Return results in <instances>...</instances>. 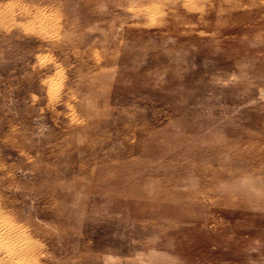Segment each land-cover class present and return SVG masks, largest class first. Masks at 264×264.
Returning <instances> with one entry per match:
<instances>
[{
    "label": "rangeland",
    "instance_id": "rangeland-1",
    "mask_svg": "<svg viewBox=\"0 0 264 264\" xmlns=\"http://www.w3.org/2000/svg\"><path fill=\"white\" fill-rule=\"evenodd\" d=\"M0 231V264H264V0H0Z\"/></svg>",
    "mask_w": 264,
    "mask_h": 264
},
{
    "label": "bare ground",
    "instance_id": "bare-ground-1",
    "mask_svg": "<svg viewBox=\"0 0 264 264\" xmlns=\"http://www.w3.org/2000/svg\"><path fill=\"white\" fill-rule=\"evenodd\" d=\"M134 180V179H133ZM10 225V224H9ZM5 228V232H6V238H8L9 240H10V242L11 243H18V242H15L14 240H17L20 236L19 235H17V234H15L14 235V237H13V231L10 229V228H7V227H4ZM1 232V231H0ZM23 235V234H22ZM4 236V235H3ZM8 242V241H7ZM22 243V242H21ZM24 245V244H23ZM25 246V245H24ZM21 247V246H20ZM19 247V248H20ZM30 247V246H29ZM17 248V247H16ZM22 249V248H21ZM25 249H27V248H25ZM30 249V248H29ZM28 249V250H29ZM12 250V249H11ZM24 250V249H23ZM8 251V250H7ZM18 252V251H17ZM20 252H22V250L20 251ZM26 252V251H25ZM30 252V251H29ZM22 255L24 254V251H23V253H21ZM27 254H28V252H27ZM22 255L20 256V257H22ZM25 255H26V253H25ZM24 256V255H23ZM18 259H19V257H18ZM17 260V259H16ZM22 261H23V258L21 259ZM18 261H20V260H17V262ZM28 263V262H27ZM18 264V263H17ZM24 264V263H23Z\"/></svg>",
    "mask_w": 264,
    "mask_h": 264
},
{
    "label": "clouds",
    "instance_id": "clouds-1",
    "mask_svg": "<svg viewBox=\"0 0 264 264\" xmlns=\"http://www.w3.org/2000/svg\"><path fill=\"white\" fill-rule=\"evenodd\" d=\"M245 186H258V182L252 180L251 178H247L241 182Z\"/></svg>",
    "mask_w": 264,
    "mask_h": 264
}]
</instances>
